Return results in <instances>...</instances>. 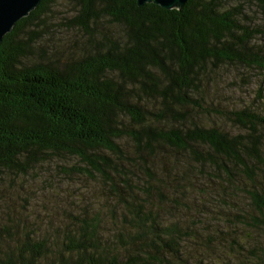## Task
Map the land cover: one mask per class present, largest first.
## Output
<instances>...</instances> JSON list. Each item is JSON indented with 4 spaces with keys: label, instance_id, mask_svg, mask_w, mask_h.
<instances>
[{
    "label": "trees",
    "instance_id": "trees-1",
    "mask_svg": "<svg viewBox=\"0 0 264 264\" xmlns=\"http://www.w3.org/2000/svg\"><path fill=\"white\" fill-rule=\"evenodd\" d=\"M67 1L76 13L64 28L83 35L79 45L62 50L31 40L32 28H45L52 0H42L0 42V189L42 163L75 158L84 166L72 172L99 180L120 208L116 245L101 240L99 223L84 216L73 217L59 236L40 239L5 219L0 264H184L181 229L163 224L159 212L166 192H174L168 176L186 183L183 191L199 185L188 175L191 164L166 161L160 150L208 170L205 182L218 184L225 196L247 181L241 193L249 211L237 216L264 236L257 133L264 128V104L263 112L212 110L242 132L235 135L197 125L191 115L206 112L200 93L208 66L264 71L239 10L224 9V0H186L178 10L137 7L135 0ZM101 20L118 26L120 36L95 33ZM5 203L0 198V213L8 214ZM248 263L264 264V255Z\"/></svg>",
    "mask_w": 264,
    "mask_h": 264
},
{
    "label": "rangeland",
    "instance_id": "rangeland-1",
    "mask_svg": "<svg viewBox=\"0 0 264 264\" xmlns=\"http://www.w3.org/2000/svg\"><path fill=\"white\" fill-rule=\"evenodd\" d=\"M235 7L240 13V22L252 34V45L259 49L258 56L264 62V6L256 0H224L223 8ZM76 13V6L67 0H52L47 7L45 28H32L36 31L31 40L51 42L62 50L79 45L83 35L74 29L64 28L66 21ZM27 31V30H26ZM256 31V32H254ZM119 37L120 28L107 20H101L94 30ZM58 47V48H59ZM59 48V49H60ZM37 58V56H36ZM207 76L202 78L200 98L206 112H191L193 122L204 128H218L229 135L242 133L217 117L212 110L239 111L248 108L263 112L264 71L238 64H223L217 68L208 66ZM262 140L261 155L264 159V128L258 127ZM131 154L128 142H121ZM166 161L181 165L191 164L195 176L193 184L197 188L182 190L187 184L179 183L168 176L174 192H166V202L160 210L163 224L174 223L181 229L180 258L184 264H250L252 256L264 255V236L258 229H250L239 221L237 215L249 211L248 201L241 193L249 183L241 181L226 196L218 184L205 182L207 171L197 168L191 159L172 150H160ZM167 167L169 162H162ZM84 166L75 158L54 159L36 166L7 189H0V198L9 206L8 214L0 213L1 218L9 219L8 225L20 229L22 235L33 239L53 238L60 235L62 228L73 221V217L92 218L101 228V240L110 245L116 238V218L120 208L116 206L106 189L97 179H89L76 174L73 169ZM258 179L264 183V172ZM177 197L172 200V197ZM1 210V208H0ZM22 219V220H19Z\"/></svg>",
    "mask_w": 264,
    "mask_h": 264
},
{
    "label": "water",
    "instance_id": "water-1",
    "mask_svg": "<svg viewBox=\"0 0 264 264\" xmlns=\"http://www.w3.org/2000/svg\"><path fill=\"white\" fill-rule=\"evenodd\" d=\"M42 0H0V42L14 24L24 18ZM186 0H135L137 7L153 4L163 10H178Z\"/></svg>",
    "mask_w": 264,
    "mask_h": 264
}]
</instances>
